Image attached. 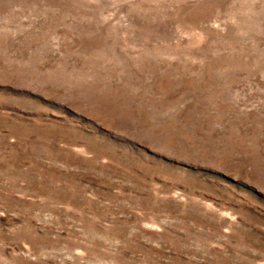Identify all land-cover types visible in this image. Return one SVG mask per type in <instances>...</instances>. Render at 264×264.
<instances>
[{
    "label": "rangeland",
    "instance_id": "1",
    "mask_svg": "<svg viewBox=\"0 0 264 264\" xmlns=\"http://www.w3.org/2000/svg\"><path fill=\"white\" fill-rule=\"evenodd\" d=\"M0 264H264V0H0Z\"/></svg>",
    "mask_w": 264,
    "mask_h": 264
}]
</instances>
